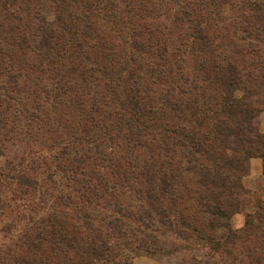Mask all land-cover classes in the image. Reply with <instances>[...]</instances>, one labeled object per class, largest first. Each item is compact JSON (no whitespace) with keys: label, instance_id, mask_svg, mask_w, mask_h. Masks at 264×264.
<instances>
[{"label":"trees","instance_id":"obj_1","mask_svg":"<svg viewBox=\"0 0 264 264\" xmlns=\"http://www.w3.org/2000/svg\"><path fill=\"white\" fill-rule=\"evenodd\" d=\"M47 2L52 19L25 14L27 0H0V154H8L23 121L47 113L43 99L32 103V89L75 117L71 141L100 128V161L86 163L89 151L70 159L66 145L18 162L10 154L0 166V188L7 189L0 195L18 188L24 205L37 198L53 202L44 207L51 211L32 241L40 255L24 264H133L140 250L168 264H264V202L247 214L242 229L231 224L250 200L244 183L250 160L264 162V133L255 122L264 110V0L243 5L240 36L211 31L209 14L230 0ZM182 25L185 36L162 37ZM17 49L30 58H16ZM148 58L157 66L147 67ZM30 71L49 73L50 81L41 87L34 80L30 87ZM145 138L182 160L165 166L155 156L159 149L153 162L123 163L126 158L116 155L125 145L152 150ZM75 162L86 165L75 168ZM120 181L138 205L132 212L116 207L104 231L94 222L92 199ZM181 187L194 193L186 194L194 201L190 213L180 207ZM193 249L190 263H172V256Z\"/></svg>","mask_w":264,"mask_h":264},{"label":"rangeland","instance_id":"obj_2","mask_svg":"<svg viewBox=\"0 0 264 264\" xmlns=\"http://www.w3.org/2000/svg\"><path fill=\"white\" fill-rule=\"evenodd\" d=\"M256 0H230V4L225 3L221 8V12H212L209 14L210 20L212 21L213 28L211 29L212 33L222 35V34H235L240 36L241 33H244V27L246 26L245 18H246V10H244V4H251ZM27 5L29 9L25 14H31L34 19L38 13L39 15L47 16L50 19L53 18L51 15L53 9L49 7V3L47 0H27ZM208 15H205V17ZM168 19H165L167 21ZM111 27V26H110ZM111 30V29H110ZM173 29H168L164 31L162 37L167 39L168 36L175 38L177 35H184L185 31H187V27L182 25L178 30H173L174 33L170 34ZM183 36V37H184ZM187 38V37H185ZM180 45L179 41L178 44ZM30 54L27 52L17 49L16 58H19L22 61L30 58ZM8 57V55H5ZM152 59H154L152 57ZM149 63L148 66H157L155 63L148 58ZM187 72L190 71V68L186 69ZM168 73V70H167ZM36 80L37 84L41 87L45 86L47 82L50 81L49 73H37L30 71L29 76L26 75V81L30 84L32 81ZM32 88H37L34 86ZM30 89V88H29ZM32 95V103L35 104L39 101V99H43L46 103L43 105L46 109V115L42 118L43 120H26L23 121V125L20 126L15 132V139L12 143L8 144L7 155L0 154V166H4L5 162L11 157L10 154L16 155L19 157L17 162L23 157H29L31 153H56L59 152L66 145H69L68 148L73 150V153L70 155V159L74 157H78V153L87 154L85 151H89L87 155H91V158L87 159L86 163L92 165H99L98 153L99 150L96 147L97 141H100L97 136L100 135V128H95L94 130L87 131L86 133L81 132L76 134L77 136H81L80 138H74V141L71 134L73 130H75L76 122H73L75 117L68 114L67 109H65L64 105L56 104V107H53L54 103L49 101L44 97L42 90L33 91L32 89L29 91ZM53 104V105H52ZM33 106V105H32ZM34 111V108L31 109V112ZM107 109H104L103 113L106 112ZM48 116V119L45 117ZM102 115L100 116V118ZM186 119V117H185ZM182 117V122L186 123ZM207 119V123L210 125L212 119ZM89 125L92 124V121L85 120ZM98 122V121H97ZM256 124L260 128L261 132L264 133V110L260 111L255 120ZM58 130V131H56ZM12 133H10L11 135ZM160 139H162L160 137ZM90 140L91 142H87ZM145 142L152 147V150L149 151V147H141L138 150L130 149L129 145H125L119 149L116 155H123L126 159H121L123 163H126L127 160H131L133 158L136 161L142 162H153L151 154L154 153L156 148L154 143L148 141V138H145ZM158 151V150H157ZM164 149L155 155L157 159L160 158V162L167 166L169 165V161L179 162L182 160V157L165 154ZM260 158V157H257ZM261 159V158H260ZM262 160V159H261ZM260 160V161H261ZM31 163V160H25ZM111 162V161H110ZM135 162V161H134ZM85 164H80L79 162L73 163L75 168L85 167ZM80 165V166H79ZM127 165V164H125ZM1 178V176H0ZM106 180L109 181L112 185L114 181H116L111 175H106ZM186 181L187 178L184 177ZM119 185H116L115 189H112L111 192H107L102 197L103 193H101L100 197L93 198L91 207L96 206L97 210L95 212V216L97 219L94 221L96 225L101 226L104 231H107L106 222L108 220H112V217L117 216L118 213L115 211L116 207L122 208L124 211H135L136 206L138 205L137 200L135 199L134 192L131 188L126 184V182H119ZM244 183L249 190L247 197L250 199L239 212L233 213L231 218L232 228L235 230H240L244 227L245 220L247 214L249 212H254V208L259 202H264V162L261 161V165H252L250 160V172L245 177ZM194 182L189 183L190 186H193ZM182 192H188L185 187L180 188ZM0 190H7L6 188H0ZM18 191V188H16ZM16 191L13 195L11 192H6L5 194L0 195V264H24L26 260L33 259L40 255L39 250L36 249V243L32 242L33 237L35 235L36 228L38 226V222H40L41 217L46 216L51 210L50 208H44L45 206L50 207L53 204L51 197H48L45 200V203L39 202L38 198L35 200L33 205H29L30 203L24 200H21L18 196L19 193ZM101 190L100 192H102ZM18 194V195H17ZM194 195V193H190ZM21 195V194H20ZM184 195V194H183ZM17 196V197H15ZM48 200V201H47ZM180 207L182 211L192 212L194 211L193 207V198L190 195L183 196L181 199ZM29 205V206H28ZM117 205V206H116ZM88 208V207H87ZM89 210V208H88ZM133 219L130 220L132 223ZM134 224V222L132 223ZM131 231H129V235ZM133 238V237H132ZM135 247L137 244H133ZM139 254L134 256L133 264H168L166 259L152 257L151 255L145 253L143 250L138 251ZM177 256H172L171 261L174 263L177 260L185 259L188 263L192 261V257L196 256V250L185 251L184 253L175 254Z\"/></svg>","mask_w":264,"mask_h":264},{"label":"crops","instance_id":"obj_3","mask_svg":"<svg viewBox=\"0 0 264 264\" xmlns=\"http://www.w3.org/2000/svg\"><path fill=\"white\" fill-rule=\"evenodd\" d=\"M264 130V129H263ZM261 159L260 158H257V157H253L252 159H251V163H252V165H256L257 167H258V165H261V161H260Z\"/></svg>","mask_w":264,"mask_h":264}]
</instances>
